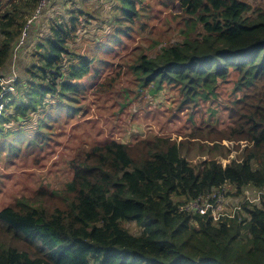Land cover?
Here are the masks:
<instances>
[{
	"label": "trees",
	"instance_id": "trees-1",
	"mask_svg": "<svg viewBox=\"0 0 264 264\" xmlns=\"http://www.w3.org/2000/svg\"><path fill=\"white\" fill-rule=\"evenodd\" d=\"M40 1L0 0V79H8L6 65L24 31L53 0L39 14ZM114 1L111 29L83 38L84 46L81 17L89 12L77 7L68 18L51 20L32 62L11 80L12 90L0 87V160L33 166L18 179L6 164L0 168V264H264V3L156 0L178 14L176 25L152 1ZM113 62L118 78L126 65L133 81L117 90L122 106L141 103L142 93L160 104L155 97L174 88L183 96L172 120L197 105L221 104L209 108L207 120L190 115L187 140L152 133L133 144L79 145L62 190L28 188L38 156L66 121L89 107L87 95L116 90L118 78L106 74L98 83ZM217 113L229 120L226 127ZM25 121L31 127L22 128ZM190 139L213 142L196 144L211 155L199 166L183 154ZM218 140L246 145L223 165L218 156L228 158L232 150ZM224 185L229 208L217 220L182 209L218 196Z\"/></svg>",
	"mask_w": 264,
	"mask_h": 264
},
{
	"label": "rangeland",
	"instance_id": "rangeland-1",
	"mask_svg": "<svg viewBox=\"0 0 264 264\" xmlns=\"http://www.w3.org/2000/svg\"><path fill=\"white\" fill-rule=\"evenodd\" d=\"M146 1H152L153 9L158 12L162 19H170L172 24L174 23L177 25L176 18L178 14L170 10L166 5V7L162 6V4L156 0H145V6ZM245 1L253 5L264 3V0ZM114 3V0H53L49 2L48 8H46L44 12L40 11L42 14L36 19V25H29L24 31L25 34L20 39V42L17 44L18 46L13 49L12 58L6 65L5 75H8V79H0V87L6 90H12L9 86L11 80L15 79L20 73V67H22L23 63L29 65L32 62L33 53L36 49L35 43L40 36L48 34V24L51 20L54 18L61 19L62 17L68 18L70 16V11L77 7L83 8V10L85 9V11L90 14L81 17L84 23L86 22L84 28L81 30L80 38L78 39V42H82L83 38H96L111 29L106 23L112 19L111 11L114 10L115 12L116 10L113 6ZM146 11L147 9L145 8L143 13H146ZM40 12L38 13L40 14ZM39 14L35 12L34 15L37 16ZM87 19L90 20V23H87ZM99 22L105 23L100 30L96 29ZM87 31H89L90 34L86 33ZM177 38L178 36L176 35L174 39ZM136 39V42L139 41L138 37ZM84 44L85 43L82 42V46H84ZM126 70V65H122L124 77L118 78V74L121 71L118 68L117 62H113L112 67L104 68L102 76L98 79V83L102 84L106 74L108 78H118L120 83L116 84V90L110 92V94H107L109 91L106 93L97 91L93 93L90 92L87 95L88 102L90 103L89 107L80 110L66 121L64 124L65 131L58 139L56 137L52 145L44 148L41 155L38 156V160L40 159L41 163L40 165L34 166L33 180L28 185V188L36 189L43 186L48 190H62L65 183L72 176L70 161L73 159L76 148L79 145L90 146L93 143H104L113 139L133 144L138 140L148 138L152 133L170 135L172 139L178 141L182 139L187 140L184 136L192 131V124L189 119L190 115L194 114V118L199 121L204 114V119L207 120L208 117L211 116V110L209 108L221 104L220 99H218L211 103L208 102L206 106L197 105L196 108L187 115L186 113L182 114L185 112L184 111L181 112L182 118L175 117L174 120H172L170 117L177 109L176 107H178L183 96L180 89L174 88L163 92L164 96L161 92L155 97L160 104L155 102L154 96L149 93H142L143 96L140 97L141 103H127L122 106L123 103L118 101L119 93H117V90L122 89L126 85L130 86L133 82L131 75L125 73ZM0 78H2V76ZM225 88L231 90V83H227ZM2 108L3 106L0 104V112ZM217 116L220 118L219 124L222 128L229 124V120L223 117L221 113H217L215 117ZM8 125L14 126L15 123L10 122ZM29 127H31V125H28L27 121L23 122L22 128L27 129ZM190 140L189 145L191 149L189 151L184 150L183 154L190 162L199 166L203 160L210 158L211 155L207 153V151L200 152L196 144L205 143L211 146L213 142L199 141L198 139ZM218 142L232 150L228 158L218 156V159L223 165H226L232 159H238L242 154L241 150L246 145L245 141L230 142L228 140H223L221 142L218 140ZM4 164H6L7 172L12 173L13 179H18L21 176V172L29 171L33 167L32 165L20 164L15 161L7 163L1 161L0 168H3ZM10 184L11 183H9V185ZM19 184L20 183H15L13 187ZM246 193L247 196H250L249 191ZM228 199V197H225L220 208L224 207L225 209L226 205H228L229 208ZM36 202H38V200ZM125 225L131 232L136 234L140 233V228L136 223L125 222Z\"/></svg>",
	"mask_w": 264,
	"mask_h": 264
},
{
	"label": "built area",
	"instance_id": "built-area-1",
	"mask_svg": "<svg viewBox=\"0 0 264 264\" xmlns=\"http://www.w3.org/2000/svg\"><path fill=\"white\" fill-rule=\"evenodd\" d=\"M49 0H41L37 12H40L43 7L46 5V3ZM226 185L222 187L221 190H218L217 192H220L218 196L214 193L211 197H200L195 200L190 201L188 204L182 207V209H186L188 211L193 212H199L202 214L209 213V216L213 217L214 220H217L219 218V215L223 208H220L224 202L225 199V192H226ZM224 191L221 193V191ZM215 201V202H213Z\"/></svg>",
	"mask_w": 264,
	"mask_h": 264
}]
</instances>
